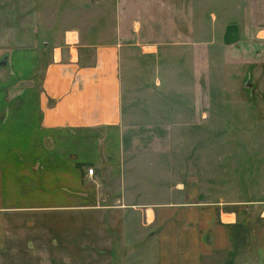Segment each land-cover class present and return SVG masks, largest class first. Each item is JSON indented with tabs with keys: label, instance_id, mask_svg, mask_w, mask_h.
<instances>
[{
	"label": "crops",
	"instance_id": "obj_1",
	"mask_svg": "<svg viewBox=\"0 0 264 264\" xmlns=\"http://www.w3.org/2000/svg\"><path fill=\"white\" fill-rule=\"evenodd\" d=\"M77 42L0 52V264H264V207L240 218L182 184L143 200L126 161L158 140L138 127L166 117L139 121L171 95L183 124L199 121L186 80L196 98L211 63H264V0H118L115 42ZM164 65L176 87L159 89Z\"/></svg>",
	"mask_w": 264,
	"mask_h": 264
},
{
	"label": "rangeland",
	"instance_id": "obj_2",
	"mask_svg": "<svg viewBox=\"0 0 264 264\" xmlns=\"http://www.w3.org/2000/svg\"><path fill=\"white\" fill-rule=\"evenodd\" d=\"M117 2L0 0V52L10 56L8 49L23 39L24 43L41 46L47 41L51 52L52 45L62 40L66 53L67 31L78 36L77 45L113 44ZM74 33H68L70 41ZM263 48L264 43L254 49L262 52ZM220 61L203 69L196 98L189 93L193 82H184L186 99L192 107L197 105L199 121L183 124L180 115L188 112H180L185 106L182 92L179 97L171 95L169 110L164 105L163 110L153 112L154 118L139 121L145 125L151 119L158 120V114L166 117L163 126L138 127V137L152 134L158 138L151 149L145 151L139 143L137 149L126 151V161L135 169L132 177L140 181L133 184L137 186L134 193L146 191L143 200L174 198L178 194L176 186L182 184L187 200L218 202L240 218L246 217V211L253 214L264 207V63L246 66ZM172 65L173 71L179 68L182 74L183 68L191 71L189 62ZM164 69L165 65L159 67V77L165 76ZM165 81L167 86L159 89L178 85L166 76ZM235 256L229 258V264Z\"/></svg>",
	"mask_w": 264,
	"mask_h": 264
},
{
	"label": "built area",
	"instance_id": "obj_3",
	"mask_svg": "<svg viewBox=\"0 0 264 264\" xmlns=\"http://www.w3.org/2000/svg\"><path fill=\"white\" fill-rule=\"evenodd\" d=\"M66 42L69 43V45H72L73 44V43H71L72 41L69 40V36L68 35H66ZM92 173H93V168H88L87 169V174L92 175Z\"/></svg>",
	"mask_w": 264,
	"mask_h": 264
},
{
	"label": "water",
	"instance_id": "obj_4",
	"mask_svg": "<svg viewBox=\"0 0 264 264\" xmlns=\"http://www.w3.org/2000/svg\"><path fill=\"white\" fill-rule=\"evenodd\" d=\"M6 63V60H5V58H2V60L0 61V65L1 64H5ZM249 85H250V83H248Z\"/></svg>",
	"mask_w": 264,
	"mask_h": 264
}]
</instances>
